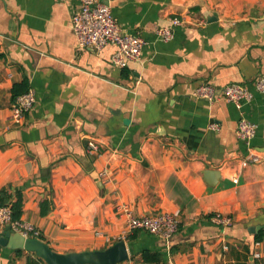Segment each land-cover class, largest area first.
<instances>
[{"label":"crops","instance_id":"1","mask_svg":"<svg viewBox=\"0 0 264 264\" xmlns=\"http://www.w3.org/2000/svg\"><path fill=\"white\" fill-rule=\"evenodd\" d=\"M99 1L146 42L126 68L112 63L115 45L78 50L77 0H0V191L22 192L21 221L59 254L123 240V264H144V251L160 264H264V94L254 89L264 76V0ZM173 17L183 25L164 42L157 32ZM22 83L35 105L17 125L12 89ZM203 83L245 85L253 99L241 108L201 100ZM241 118L258 126L249 144L236 134ZM125 210L177 214L179 231L170 244L127 233ZM217 213L232 225H217ZM0 264L26 257L1 246Z\"/></svg>","mask_w":264,"mask_h":264},{"label":"built area","instance_id":"2","mask_svg":"<svg viewBox=\"0 0 264 264\" xmlns=\"http://www.w3.org/2000/svg\"><path fill=\"white\" fill-rule=\"evenodd\" d=\"M78 11L72 15L71 26L76 37L78 50L100 51L109 44L117 47V52L112 58V63L118 68H126L131 61H139L142 57L146 42L138 35L128 34L122 30L113 17L111 7L99 0H77ZM183 25V20L173 17L169 26L158 30V37L169 42L174 37L177 27ZM255 91L264 94V76L257 78L254 84ZM194 96L201 100L214 102L220 98L241 108L253 99V92L248 86L231 84L223 89L203 83L194 92ZM35 105V92L30 90L17 97L12 105V113L15 124L23 122ZM211 129L216 130L217 125L212 124ZM258 126L246 118H241L237 125L236 134L240 141L249 144L256 136ZM88 153L99 155L100 146L93 140L88 142ZM250 163L260 162V158L252 155ZM100 177L111 181L108 170H103ZM127 233L135 231L147 232L154 235L167 244L178 233L180 218L177 214L163 212L149 217H137L131 211L125 210ZM214 222L227 228L232 225L233 219L222 214H215ZM10 225L12 231L25 238L40 239L41 232L32 224L22 221H12V210L9 206L0 204V226Z\"/></svg>","mask_w":264,"mask_h":264},{"label":"water","instance_id":"3","mask_svg":"<svg viewBox=\"0 0 264 264\" xmlns=\"http://www.w3.org/2000/svg\"><path fill=\"white\" fill-rule=\"evenodd\" d=\"M0 245L13 251L33 253L46 264H123L129 261L128 248L123 240L103 251L59 254L39 239L25 238L12 231L10 225L6 226Z\"/></svg>","mask_w":264,"mask_h":264},{"label":"trees","instance_id":"4","mask_svg":"<svg viewBox=\"0 0 264 264\" xmlns=\"http://www.w3.org/2000/svg\"><path fill=\"white\" fill-rule=\"evenodd\" d=\"M29 87L25 83L16 84L13 89V100L16 101L17 97L28 92ZM0 204L2 206H9L12 210V221H21L24 208V198L20 191L13 192L11 188H4L0 191ZM47 205V203H46ZM42 215H46L45 203L42 204ZM263 236H258L256 240L258 242L262 241ZM1 251V246H0ZM17 258L26 257V264H46L42 259L38 258L33 253H26L25 250H15L14 251ZM141 259L144 264H160L163 262V257L161 254L152 253L150 251H144L141 255Z\"/></svg>","mask_w":264,"mask_h":264}]
</instances>
